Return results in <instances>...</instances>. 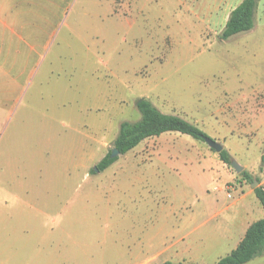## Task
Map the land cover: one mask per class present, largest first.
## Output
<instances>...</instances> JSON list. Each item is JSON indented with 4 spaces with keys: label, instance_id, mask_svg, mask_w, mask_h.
Masks as SVG:
<instances>
[{
    "label": "rangeland",
    "instance_id": "obj_1",
    "mask_svg": "<svg viewBox=\"0 0 264 264\" xmlns=\"http://www.w3.org/2000/svg\"><path fill=\"white\" fill-rule=\"evenodd\" d=\"M239 1H54L34 74L0 78V264H182L177 232L208 212L185 241L209 263L228 251L210 232L253 186L203 139L166 131L91 169L145 97L264 173V0L251 31L219 38ZM43 39L22 43L23 60Z\"/></svg>",
    "mask_w": 264,
    "mask_h": 264
},
{
    "label": "crops",
    "instance_id": "obj_2",
    "mask_svg": "<svg viewBox=\"0 0 264 264\" xmlns=\"http://www.w3.org/2000/svg\"><path fill=\"white\" fill-rule=\"evenodd\" d=\"M54 1L55 0H0V78H6L5 82L7 84H24V82L34 74L38 65V60L42 56V52L47 48L51 35L55 32L53 18L56 10ZM38 35L44 36L41 50H36L35 46L30 44V53H28L31 55L35 54V58L34 60L32 58L29 62L23 60L22 43H28V38L33 36L38 37ZM23 77L25 78L22 79ZM86 160L87 157L85 153L84 163ZM242 166L243 169L258 177L260 181L259 184L264 187V173L260 166H256V164H244ZM84 176L86 179L87 175ZM252 194H254L253 189L241 193L240 197L232 202V204L235 205L238 200L243 199L250 200L249 203L241 205L237 213H234L226 221L224 219L219 224L218 230L221 228V231L210 232V235L215 236L216 234V237L220 240L227 239L228 242H232L229 245L228 251L223 255L216 256L210 263L207 262V257L202 254L205 249H200L194 253V247L190 246L185 240L187 236L199 226L207 225L212 218L219 216V212H211L210 214L208 212V215H204L202 220L191 230H186L184 222H182L181 230L177 232L178 236H181L180 239L183 241V244L185 243L183 246L184 248L181 249L180 252L183 253L185 257L182 258V255L180 256L182 264H214L218 258L235 248L242 239L247 227L264 215L262 206H259L255 200L249 199ZM230 209L231 206H227L223 210L229 211ZM194 214L195 211H191V213L188 214L187 220L194 218ZM199 239L198 242H201V240L207 238L200 237Z\"/></svg>",
    "mask_w": 264,
    "mask_h": 264
},
{
    "label": "trees",
    "instance_id": "obj_3",
    "mask_svg": "<svg viewBox=\"0 0 264 264\" xmlns=\"http://www.w3.org/2000/svg\"><path fill=\"white\" fill-rule=\"evenodd\" d=\"M258 2L259 0H241L233 7L219 33V38L225 40L237 34L251 31L255 26ZM136 108L140 113L139 119L122 121L112 142V147H115L120 152V155L133 149L142 140L160 135L166 131H176L196 139H202L203 136H206L194 123L179 115L160 111L145 97H141L136 101ZM110 152L111 149L96 164L98 171H103L118 158V156L111 157ZM218 157L222 162L230 165L232 157L227 149L223 148L218 152ZM91 173H95V171L91 169ZM239 175L247 183L257 180L258 184L253 187V191L264 210V187L259 184V178L245 169ZM260 255H264V215L262 218L252 222L236 247L218 258L214 264H244ZM163 264L171 263L165 261Z\"/></svg>",
    "mask_w": 264,
    "mask_h": 264
},
{
    "label": "water",
    "instance_id": "obj_4",
    "mask_svg": "<svg viewBox=\"0 0 264 264\" xmlns=\"http://www.w3.org/2000/svg\"><path fill=\"white\" fill-rule=\"evenodd\" d=\"M202 139L205 141V143L208 145V147H210L212 150H214L215 152H220L223 149V145L218 142L215 141L214 139L207 137V136H203ZM120 152L115 148L112 147L111 148V152H110V156L111 157H115V156H119ZM230 165L231 167L235 170L236 173H240L243 170V166L239 163H237L235 160H231L230 161ZM95 172H98V168L95 166H93L92 168ZM257 180H254L252 182V186L255 187L257 185Z\"/></svg>",
    "mask_w": 264,
    "mask_h": 264
}]
</instances>
